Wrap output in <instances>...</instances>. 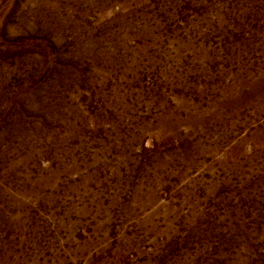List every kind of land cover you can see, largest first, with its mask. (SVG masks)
<instances>
[{
    "label": "rangeland",
    "instance_id": "1",
    "mask_svg": "<svg viewBox=\"0 0 264 264\" xmlns=\"http://www.w3.org/2000/svg\"><path fill=\"white\" fill-rule=\"evenodd\" d=\"M0 264H264V0H0Z\"/></svg>",
    "mask_w": 264,
    "mask_h": 264
}]
</instances>
